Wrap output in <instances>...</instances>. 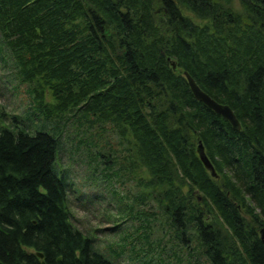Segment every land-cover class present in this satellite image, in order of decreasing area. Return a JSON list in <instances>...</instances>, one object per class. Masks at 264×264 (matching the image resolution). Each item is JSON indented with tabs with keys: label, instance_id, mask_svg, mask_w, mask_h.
Listing matches in <instances>:
<instances>
[{
	"label": "trees",
	"instance_id": "16d2710c",
	"mask_svg": "<svg viewBox=\"0 0 264 264\" xmlns=\"http://www.w3.org/2000/svg\"><path fill=\"white\" fill-rule=\"evenodd\" d=\"M237 2L241 11L233 0H0L14 88L30 98L24 114H0V264H118L124 253L72 221L55 163L76 117L118 131L179 242L194 228L209 264H264V0ZM185 72L238 129L194 98ZM84 135L74 152L110 170L109 152Z\"/></svg>",
	"mask_w": 264,
	"mask_h": 264
},
{
	"label": "rangeland",
	"instance_id": "374dc122",
	"mask_svg": "<svg viewBox=\"0 0 264 264\" xmlns=\"http://www.w3.org/2000/svg\"><path fill=\"white\" fill-rule=\"evenodd\" d=\"M233 6L241 11L237 0H233ZM18 84L16 67L9 51L0 42V114L22 115L29 111L30 98L21 89L14 88ZM46 100L51 101L48 94ZM73 121H78L77 117L72 118L67 134L61 139L62 148L55 170L58 176L66 170L69 178L70 214L74 225L91 233L103 250L111 246L117 251L125 250L118 264H209L201 254L194 228L188 229L190 242L187 245L176 238L163 211L164 204L156 198L153 200L151 191L140 180L142 176L148 178L145 168L141 171L143 175L135 171L132 157L126 156L129 146L120 138L118 131L108 129L101 135L97 126L92 129L80 127ZM6 124L7 121L0 116V126ZM82 134H85L84 138L97 139V148L102 149V153L108 155L109 152L114 161L110 170L105 171L98 160L97 165L89 163L84 152H74L72 144L78 143ZM104 139L109 143H104ZM83 147L88 149L85 145ZM199 198L197 201L201 203L202 198ZM246 203L254 206L248 200ZM242 215L252 223L249 216ZM208 221L211 220L208 218ZM263 229L256 228L258 237Z\"/></svg>",
	"mask_w": 264,
	"mask_h": 264
},
{
	"label": "water",
	"instance_id": "95a60500",
	"mask_svg": "<svg viewBox=\"0 0 264 264\" xmlns=\"http://www.w3.org/2000/svg\"><path fill=\"white\" fill-rule=\"evenodd\" d=\"M172 69H175V64L171 63ZM184 77L187 80L188 86L194 96V98L199 101L200 103L204 104L208 109L213 111L216 115H219L224 120L228 121L233 129L239 128V123L233 114L232 110L225 105L219 104L218 102L214 101L212 98H210L206 93H204L194 82V80L185 72ZM196 152L203 163L204 167L210 172L212 177H216V173L210 164L209 160L207 159L203 145L201 141H198ZM260 238L262 240V243L264 244V230H261L260 232ZM37 257L42 258L41 254H37ZM59 260V259H58Z\"/></svg>",
	"mask_w": 264,
	"mask_h": 264
},
{
	"label": "bare ground",
	"instance_id": "6f19581e",
	"mask_svg": "<svg viewBox=\"0 0 264 264\" xmlns=\"http://www.w3.org/2000/svg\"><path fill=\"white\" fill-rule=\"evenodd\" d=\"M172 67V66H171ZM226 106V105H225ZM234 114V113H233ZM226 121V120H225ZM228 122V121H227ZM207 157V156H206ZM208 159V158H207ZM209 160V159H208ZM209 162H210V160H209ZM210 164H211V162H210ZM212 165V164H211ZM204 166V165H203ZM213 167V166H212ZM206 169V168H205ZM214 169V168H213ZM207 170V169H206ZM208 171V170H207ZM215 171V170H214ZM210 173V172H209ZM216 173V172H215ZM211 175V174H210ZM212 177V176H211ZM216 177H217V174H216ZM216 177H213V178H216ZM264 230V229H263ZM260 238V237H259ZM260 241H261V243H262V240H261V238H260ZM262 245L264 246V244L262 243ZM38 254H40V253H38ZM42 255V254H41ZM59 259V258H58Z\"/></svg>",
	"mask_w": 264,
	"mask_h": 264
}]
</instances>
